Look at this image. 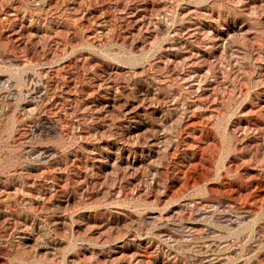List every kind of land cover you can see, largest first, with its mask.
I'll use <instances>...</instances> for the list:
<instances>
[{
	"label": "rangeland",
	"instance_id": "obj_1",
	"mask_svg": "<svg viewBox=\"0 0 264 264\" xmlns=\"http://www.w3.org/2000/svg\"><path fill=\"white\" fill-rule=\"evenodd\" d=\"M0 264H264V0H0Z\"/></svg>",
	"mask_w": 264,
	"mask_h": 264
}]
</instances>
